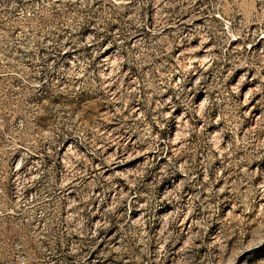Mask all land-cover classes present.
I'll list each match as a JSON object with an SVG mask.
<instances>
[{"label": "rangeland", "instance_id": "374dc122", "mask_svg": "<svg viewBox=\"0 0 264 264\" xmlns=\"http://www.w3.org/2000/svg\"><path fill=\"white\" fill-rule=\"evenodd\" d=\"M0 264H264V0H0Z\"/></svg>", "mask_w": 264, "mask_h": 264}]
</instances>
